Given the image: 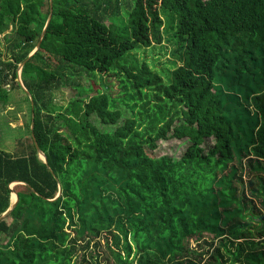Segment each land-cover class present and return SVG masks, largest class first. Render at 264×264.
<instances>
[{
  "label": "trees",
  "instance_id": "trees-1",
  "mask_svg": "<svg viewBox=\"0 0 264 264\" xmlns=\"http://www.w3.org/2000/svg\"><path fill=\"white\" fill-rule=\"evenodd\" d=\"M133 4L54 0L47 28L52 0H0V102L19 88L31 110L0 148V216L26 184L0 264H264V0ZM166 40L167 78L134 55ZM71 68L119 96L93 78L57 105ZM170 140L189 144L180 160L157 154Z\"/></svg>",
  "mask_w": 264,
  "mask_h": 264
},
{
  "label": "rangeland",
  "instance_id": "rangeland-1",
  "mask_svg": "<svg viewBox=\"0 0 264 264\" xmlns=\"http://www.w3.org/2000/svg\"><path fill=\"white\" fill-rule=\"evenodd\" d=\"M134 0H123V12L130 11L133 7ZM14 25L10 24L7 26L4 33L0 34L2 39L10 38V34L13 33ZM172 38V35H166V38ZM167 38V39H168ZM6 41H4L6 49ZM174 51V46L169 44L166 40L163 45L156 46L153 49H139L136 51L135 59L139 64L147 60L151 66L163 74L166 78L169 71L173 68L174 60L172 58V52ZM3 55L4 58L10 55L9 52H5ZM71 72V73H70ZM70 75L68 82L62 84V86L55 90L52 94L54 102L57 105L66 106L69 104L71 99L77 97H83L88 99L89 94L87 89L95 82L98 88H101L103 91L108 90V83L114 82L113 94L117 97L119 96L120 91V82L118 78L109 81V76H104L103 78H98L97 76H90V74L80 70L78 68L72 69L68 72ZM97 79V81H94ZM100 79V80H99ZM21 84V83H20ZM22 86V85H21ZM8 88V87H7ZM10 102L7 105H4L0 102V148L13 153L16 152V140L21 135H27L29 122H30V104L25 97V94L22 89L14 88L9 91L8 94ZM93 121L101 128V130H115L116 126H106L102 125L96 117H93ZM123 123L125 120L122 121ZM177 124H180L179 121H176ZM189 144L184 141L170 140L165 143H161L158 151L159 156H169L171 158L180 160L182 156L188 149ZM17 186V185H16ZM16 186L11 185L13 188V193L11 195V202L16 199L17 192L14 191ZM4 243H7L4 241Z\"/></svg>",
  "mask_w": 264,
  "mask_h": 264
},
{
  "label": "water",
  "instance_id": "water-1",
  "mask_svg": "<svg viewBox=\"0 0 264 264\" xmlns=\"http://www.w3.org/2000/svg\"><path fill=\"white\" fill-rule=\"evenodd\" d=\"M53 6H54V0H52V14L50 16V19L48 21V25H47V28L49 27V25L51 24V21L53 19ZM46 28V30H47ZM46 30H45V33H44V36L46 34ZM40 48H41V44L39 46L38 49H36L29 57V59L27 61H24L20 66H19V82L21 83L22 87L25 89V87L23 86V83H22V80H21V73H22V70H23V67L25 66L26 63H28V61L38 52L40 51ZM32 99V97H31ZM31 128L32 130H34V114H33V121H32V125H31ZM32 136L34 137V133H32ZM35 145H36V148H37V151H38V154H39V158L45 163V164H48V160H47V157L46 155L41 151V149L39 148L37 142L35 141ZM12 185L16 186V185H26L25 183L23 182H17V183H13ZM12 190L13 188L10 187ZM61 191L59 192L57 198H59L61 196ZM16 195V199H14L13 202H11V206L10 208L2 215L0 216V221L4 220L6 217H8L10 215V213L12 212V210L14 208L17 207L19 201H20V195L18 193L14 194Z\"/></svg>",
  "mask_w": 264,
  "mask_h": 264
}]
</instances>
